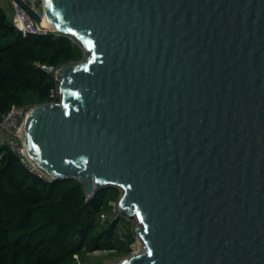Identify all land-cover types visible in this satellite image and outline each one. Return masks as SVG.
Wrapping results in <instances>:
<instances>
[{"label":"water","instance_id":"water-1","mask_svg":"<svg viewBox=\"0 0 264 264\" xmlns=\"http://www.w3.org/2000/svg\"><path fill=\"white\" fill-rule=\"evenodd\" d=\"M22 6L88 52L29 112L27 151L121 190L145 249L118 264H264V0H44L54 29Z\"/></svg>","mask_w":264,"mask_h":264},{"label":"trees","instance_id":"trees-1","mask_svg":"<svg viewBox=\"0 0 264 264\" xmlns=\"http://www.w3.org/2000/svg\"><path fill=\"white\" fill-rule=\"evenodd\" d=\"M84 56L73 35L22 34L0 5V116L12 104L59 101L58 96L49 97L57 81L40 64L60 67ZM120 194L118 187L109 185L88 195L76 179L38 176L1 145L0 264H102L88 254H129L133 234L122 217L110 215L111 202Z\"/></svg>","mask_w":264,"mask_h":264},{"label":"built area","instance_id":"built-area-1","mask_svg":"<svg viewBox=\"0 0 264 264\" xmlns=\"http://www.w3.org/2000/svg\"><path fill=\"white\" fill-rule=\"evenodd\" d=\"M11 7L10 19L15 28L22 34L28 33H46V29L41 28L31 15L24 9L22 4L27 5L33 12L39 15L41 18L44 15V0H9ZM40 67L47 72L51 73L57 81V87L50 90L49 97L52 99L56 96L59 97V80L55 77V71L60 67L42 63ZM55 100L49 102L53 103ZM33 106H20L12 104L8 111L4 112L0 116V146L6 145L15 152L23 164L33 173L48 179L45 173L37 168L32 162L29 153L27 151L24 137H25V122L26 118ZM116 202H111L112 217L115 218L120 214V211L116 208ZM101 219L104 220L105 216L102 214ZM122 238V236H121ZM123 239V238H122ZM136 254V253H135ZM77 259V255H73Z\"/></svg>","mask_w":264,"mask_h":264},{"label":"rangeland","instance_id":"rangeland-1","mask_svg":"<svg viewBox=\"0 0 264 264\" xmlns=\"http://www.w3.org/2000/svg\"><path fill=\"white\" fill-rule=\"evenodd\" d=\"M6 1L7 0H0V5L3 6V8L6 10V13H7L8 12L7 11L8 9L6 7L7 6ZM8 2H9V0H8ZM9 5H10V3H9ZM10 11H11V7H10ZM8 14H11V12L8 13ZM84 51H85L84 59H86L88 52L86 50H84ZM118 202H119V199L115 203L117 205L116 208L120 211V214L118 216L122 217L127 222V226L126 227L128 228V230H130L132 232L133 237H134L133 242L130 244L132 249H131V252L129 254L122 255V256H115L113 254H109L110 252H106V251H93L92 253L88 254V255L92 256V258H91L92 260H94V259H100L102 261V264H118L123 259L128 258L129 256H131V255H133L135 253L142 252L145 249L143 242L139 238L140 236H138V233L136 232V229L138 227H141L137 215L129 216V215L125 214L120 209V207L118 205ZM110 215L112 217V211H111ZM122 238L124 239V236L123 235H122Z\"/></svg>","mask_w":264,"mask_h":264},{"label":"bare ground","instance_id":"bare-ground-1","mask_svg":"<svg viewBox=\"0 0 264 264\" xmlns=\"http://www.w3.org/2000/svg\"><path fill=\"white\" fill-rule=\"evenodd\" d=\"M41 24H42L43 27H47V28H50V29H54V27L52 26V24H51V22H50V19H49V17H48V13H47L46 8H45V10H44V15H43V17L41 18ZM30 158H31V157H30ZM31 160H32V162L37 166V168H38L39 170H41L42 172H44V173L46 174L47 177L50 176L49 173H48L46 170L40 169V167H39V166L33 161L32 158H31ZM48 175H49V176H48ZM140 225H141L140 228H142L143 226H142L141 223H140ZM138 236H140V235H138ZM139 238H140L141 241L143 242L141 236H140ZM143 244H144V243H143Z\"/></svg>","mask_w":264,"mask_h":264},{"label":"crops","instance_id":"crops-1","mask_svg":"<svg viewBox=\"0 0 264 264\" xmlns=\"http://www.w3.org/2000/svg\"><path fill=\"white\" fill-rule=\"evenodd\" d=\"M6 4H7V6H6V7H7V9H8V10H7L8 12H7L6 14L8 15V17H10V15H11V14H8V13H10L11 11H10V5H9V2H8V0L6 1ZM1 7L3 8V6H2V5H1ZM3 9H4V8H3ZM4 11L6 12V10H5V9H4Z\"/></svg>","mask_w":264,"mask_h":264}]
</instances>
